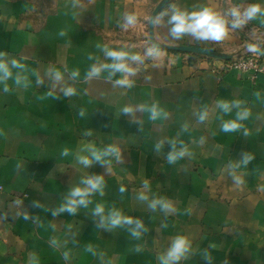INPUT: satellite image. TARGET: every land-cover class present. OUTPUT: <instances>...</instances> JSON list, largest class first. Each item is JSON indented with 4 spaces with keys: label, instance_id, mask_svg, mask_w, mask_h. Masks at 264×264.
<instances>
[{
    "label": "crops",
    "instance_id": "crops-1",
    "mask_svg": "<svg viewBox=\"0 0 264 264\" xmlns=\"http://www.w3.org/2000/svg\"><path fill=\"white\" fill-rule=\"evenodd\" d=\"M161 1L79 0L74 7V0H0V52L24 63L31 81L28 87H17L9 80L8 93L0 85V184L4 188L0 217L7 216L0 218V264H159L158 257L176 235L189 237L195 253L180 264H205L201 255L206 248L212 264H264V191L258 190L264 185V75L255 82L239 72L217 75L212 70L223 61L162 50L161 58L132 65L139 68L131 77L132 88L114 86L121 76L109 80L107 71L85 81L92 64L111 62L98 44L144 54L151 46L150 18ZM171 3L189 11L200 6L218 12L250 4L264 7V0H170L164 10ZM126 13L138 19L123 29L118 22ZM166 19L156 26L157 39L166 45L234 55L248 53L249 43L262 42L264 51L260 22L264 18L230 31L220 42L196 41L187 35L174 40ZM61 31L66 34L60 36ZM90 54L96 59L89 60ZM260 56L264 66V55ZM50 68L64 73L62 83L75 87L76 95L65 97L60 86L52 89L53 81L45 74ZM77 69L79 77L70 79V72ZM33 70L43 77V85L36 84ZM17 71L13 69L14 75ZM49 91L53 96L47 95ZM219 99H239L250 110L249 118L242 121L247 137L244 129L221 130V117L235 119L236 110L223 115L215 106ZM153 102L168 112L166 119L152 121L147 112L122 114L125 106ZM205 105L209 117L197 123L196 113ZM81 109L86 110L83 117ZM185 123L188 131L182 130ZM89 129L91 136L85 135ZM160 140L166 143L158 154L155 145ZM169 140L178 147L182 142L191 156L168 164ZM90 143L97 148L118 145L123 161L109 158L111 172L99 163L84 167L76 156L86 155L81 149ZM65 148L68 156L61 155ZM246 151L255 159L237 170L245 180L237 187L226 165ZM92 174L104 175V195L94 193L92 203L76 215L65 212L53 217L50 210L59 207L69 189ZM145 181L148 189L143 187ZM141 191L149 198L166 197L177 212L165 215L149 210L146 202L137 199ZM37 200L43 208L33 207ZM96 204H103L106 212L116 208L139 217L148 231L135 239L126 228L108 232L96 227L99 218L92 215ZM25 211L38 215L39 221L25 220ZM89 244L96 255L86 251ZM210 244L215 247L208 248ZM65 251L70 253L68 261L63 259Z\"/></svg>",
    "mask_w": 264,
    "mask_h": 264
},
{
    "label": "clouds",
    "instance_id": "clouds-1",
    "mask_svg": "<svg viewBox=\"0 0 264 264\" xmlns=\"http://www.w3.org/2000/svg\"><path fill=\"white\" fill-rule=\"evenodd\" d=\"M79 0H74L73 6L76 7ZM258 17L264 18V7L259 4H250L246 8H241L240 6H233L231 8L225 9L223 12H218L215 9L208 6H200L197 10L189 11L185 8H181L176 3H171L168 7L161 11L159 14L154 16L151 20L153 25H161L165 23L169 26L168 34L174 40L182 39L184 36H191L196 41L202 42H220L226 39L230 31L236 29H243L250 21L257 19ZM137 15L134 13H126L123 17V22H118V26L123 29H127L137 23ZM261 24H264V19H261ZM66 33L61 31L60 36H64ZM249 43L247 45V51L264 55V51L261 50L260 44ZM105 58L110 60V63H94L90 66L85 74V81L97 78L104 71L108 72V79L112 80L114 76L118 73L121 78L115 79L113 81L114 86L132 88L134 86V81L131 77L135 76L139 71L138 67H133L132 65H141L144 63L145 59H159L164 53L162 52L160 45L153 42L149 46L143 55L139 53L130 52L124 49L115 50L109 48L107 45H97ZM89 60L96 59L93 55L88 56ZM13 69L18 70L15 75ZM65 71H67L65 69ZM29 69L24 63H21L18 59L14 57H9L5 52H0V85H3V91L8 93L10 87L8 84L9 80H14L17 87L23 85L28 87L31 81L29 80L28 73ZM52 81V89L60 86L65 97H70L76 95V88L73 86H67L64 82V73L58 69L50 68L45 73ZM32 75L36 78V84L38 86L44 84L43 77L40 76L38 71L33 70ZM79 70H73L69 74V78L76 80L79 77ZM48 96H53V91L47 93ZM257 97L260 93H255ZM41 99L43 97H40ZM243 101L239 99L227 100L219 99L215 102L216 108H218L223 115H228L232 113L235 109V119L223 120L221 117V130L223 132H236L238 130L244 129L242 121H245L251 115L249 109L243 107ZM85 109L79 111V116H85ZM136 112H147L149 114V119L156 121L157 119L168 117V112L160 107L159 102H153L151 104H139L135 107L125 106L122 109V114H129L135 116ZM209 109L205 105L200 111L196 113L197 123H203L209 117ZM138 122L139 121H135ZM183 131H188V124L185 123L182 127ZM85 135L91 136V129L85 132ZM243 135L247 137L249 132L244 129ZM204 142V138L201 137L200 143ZM165 140H160L155 145L156 153H160L165 147ZM170 146V151L167 152L165 160L168 164H175L178 160L184 158L185 156H191L187 146L183 145L177 146L175 140L167 141ZM82 152H86V155L78 154L76 156L77 162L86 168L92 167L94 164H101L106 166L105 171L111 172V159L114 158L117 162L123 161L122 150L118 145L109 144L103 148H97L94 144H88L81 149ZM69 149L65 148L61 155L68 156ZM255 159V156L251 152H243L240 159L236 161H229L226 165L228 170V175L231 177L233 183L239 187L245 183L242 175L237 173L240 168H247L248 165ZM144 189L149 188L148 181L144 182ZM105 179L103 174H92L84 177L80 180L79 185L71 187L63 199V202L59 207L51 209L53 217L60 215L61 213H69L70 215H76L78 210L83 207L87 208L89 204L92 203L90 197L99 192L100 195H104ZM260 191H264V185L259 187ZM121 193L126 191V188L122 185L119 188ZM137 199L141 202H146L149 210L156 211L160 210L165 215H169L177 212L171 200L166 197H152L149 198L146 191H141L137 195ZM20 201H17L19 204ZM33 207L43 208V205L37 200L33 201ZM190 212V210H187ZM187 214V212H186ZM92 215L99 218V222L96 223V227L110 232L115 228H126L129 234L135 238L139 239L144 232L148 231L144 221L139 217H133L124 215L120 210L116 208L109 209L107 212L103 204H96L93 209ZM25 220H32L33 223L39 221V216H33L29 212L25 211L23 213ZM2 219H7V216L0 217ZM166 226V225H165ZM51 244L54 247H58V242L56 239H52ZM215 245L210 244L208 248H214ZM139 251V247L136 249ZM86 251L92 252L93 255L97 253L89 244L86 247ZM195 253L192 248V241L189 237L185 235H176L172 238L170 246L165 253L158 257L159 264H180L182 260L189 259ZM63 259L68 261L70 258V253L68 251L63 252ZM101 258L103 254H100ZM34 259V255L32 257ZM201 259L205 264H212V256L208 249H204Z\"/></svg>",
    "mask_w": 264,
    "mask_h": 264
},
{
    "label": "built area",
    "instance_id": "built-area-1",
    "mask_svg": "<svg viewBox=\"0 0 264 264\" xmlns=\"http://www.w3.org/2000/svg\"><path fill=\"white\" fill-rule=\"evenodd\" d=\"M217 75H223L228 72H239L249 76L250 80L255 82L260 75H264V66L260 55L248 53H236L231 61H223L221 67L212 70ZM4 191L0 184V194Z\"/></svg>",
    "mask_w": 264,
    "mask_h": 264
},
{
    "label": "water",
    "instance_id": "water-1",
    "mask_svg": "<svg viewBox=\"0 0 264 264\" xmlns=\"http://www.w3.org/2000/svg\"><path fill=\"white\" fill-rule=\"evenodd\" d=\"M169 2L170 0H162L161 3L156 7L154 12L152 13V16L149 22V40L151 44L153 42L158 43L160 45L161 50L163 51L196 55L200 57H205V58L220 60V61H225V62L232 60L233 55L228 54V53L216 52L213 50H208V49L195 47V46H171V45H166V44L161 43L157 39V36H156V25H153L151 23V20L154 16H156L161 11H163Z\"/></svg>",
    "mask_w": 264,
    "mask_h": 264
}]
</instances>
